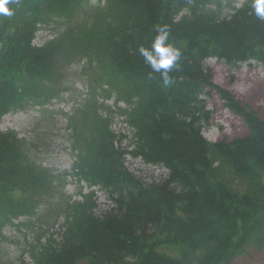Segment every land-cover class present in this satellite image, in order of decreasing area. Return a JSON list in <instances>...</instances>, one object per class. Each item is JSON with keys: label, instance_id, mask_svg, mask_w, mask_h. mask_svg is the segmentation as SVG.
Masks as SVG:
<instances>
[{"label": "trees", "instance_id": "16d2710c", "mask_svg": "<svg viewBox=\"0 0 264 264\" xmlns=\"http://www.w3.org/2000/svg\"><path fill=\"white\" fill-rule=\"evenodd\" d=\"M252 3L11 4L14 15H0V118L70 91L65 73L84 58L92 71L90 96L69 116L72 173L99 186L110 204L101 208L92 192L80 201L62 200L64 179L41 164L30 149L37 143L0 131V236L6 226L20 234L35 228L38 208L56 198L51 212L64 220L59 240L45 238L48 227L38 225L33 238L24 233L18 242L34 264H231L247 249L264 248V113L213 83L204 66L210 56L231 67L248 60L264 65V20ZM158 24L169 25V39L182 52L168 87L158 74L148 78L151 70L138 51L150 47ZM50 25L56 35L33 44L38 28ZM206 88L241 117L246 135L218 142L202 136L211 116ZM96 90L127 104L119 113L135 130L131 150L117 143L113 111L98 106ZM127 153L167 171L147 181L125 165ZM19 216L28 219L14 224Z\"/></svg>", "mask_w": 264, "mask_h": 264}, {"label": "rangeland", "instance_id": "374dc122", "mask_svg": "<svg viewBox=\"0 0 264 264\" xmlns=\"http://www.w3.org/2000/svg\"><path fill=\"white\" fill-rule=\"evenodd\" d=\"M98 0H93L97 2ZM233 5H238L242 0H230ZM56 31L49 28L39 30L34 40L35 44H40L45 39H51ZM206 67L211 71V79L214 83L228 88L243 103L252 107L258 114L264 113V66L251 61L242 62L238 67L231 69L226 62L208 59ZM87 72V73H86ZM92 71L86 68L84 58H79L65 73L66 79L75 82V92H66L50 102V104L40 108H26L8 113L0 121L1 130H14L20 137H25L28 141L34 140L41 143L42 151L38 154L42 164L51 169L54 174L62 175L65 188L62 194L65 199H79V186L71 175V165L74 156L70 150L69 134L72 128L69 126V116L80 108L83 99L87 97L90 85L87 75ZM98 89V88H97ZM90 92V91H89ZM100 91L96 90V100H99ZM208 108L212 111L209 125L203 129V135L209 141H220V139H232L246 134V128L241 119L223 108L218 96L212 92L206 98ZM112 103V100L107 103ZM124 117L113 119L112 129L126 136L122 141V146L128 145L130 135L128 126L123 121ZM39 138V139H38ZM127 167L136 174L155 178L161 175V169L145 166L139 159L131 157L126 159ZM83 191H89L88 188ZM97 203L101 208L109 204L106 194L98 187L93 188ZM54 201L41 205L38 209L39 220L34 223L35 228L22 231L21 234L16 228L6 227L2 229L0 236V264H32L27 253L21 257L22 234L29 233L33 238L37 232V226L43 229L48 227L46 236L50 233L54 238L58 237L61 231V217H56L51 212L56 208ZM49 207V208H48ZM16 222H23L25 217H20ZM35 231V232H34ZM19 242V243H18ZM26 250V249H25ZM231 264H264V248L259 250L247 249L243 256L237 257Z\"/></svg>", "mask_w": 264, "mask_h": 264}, {"label": "clouds", "instance_id": "9594fccd", "mask_svg": "<svg viewBox=\"0 0 264 264\" xmlns=\"http://www.w3.org/2000/svg\"><path fill=\"white\" fill-rule=\"evenodd\" d=\"M16 2L18 0H0V15L13 16L14 10L10 8V5ZM252 8L256 17L264 20V0H253ZM154 32L150 47L141 45L138 51L151 70L148 73V78L155 79L154 74H158L163 86L168 87L174 83L170 73L178 66L182 52L169 39L171 34L169 25L158 24L155 26Z\"/></svg>", "mask_w": 264, "mask_h": 264}]
</instances>
